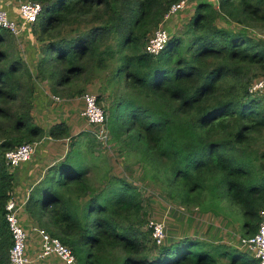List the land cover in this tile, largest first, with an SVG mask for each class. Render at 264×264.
I'll use <instances>...</instances> for the list:
<instances>
[{"label": "trees", "instance_id": "obj_1", "mask_svg": "<svg viewBox=\"0 0 264 264\" xmlns=\"http://www.w3.org/2000/svg\"><path fill=\"white\" fill-rule=\"evenodd\" d=\"M27 1L43 6L26 28L45 53L36 77L74 97L102 76L97 98L111 101V140L136 159L143 177L161 179L171 200L187 208L226 195L242 211V236L253 237L264 210V101L250 88L264 78V0L198 1L159 55L146 43L181 0ZM15 38L0 29V264H10L13 246L6 207L16 176L6 154L44 138L69 140V150L49 165L25 209L60 228V237L51 236L79 264H260L199 239L158 246L145 230L144 192L98 164L95 133L33 124L35 76L4 49Z\"/></svg>", "mask_w": 264, "mask_h": 264}, {"label": "rangeland", "instance_id": "obj_2", "mask_svg": "<svg viewBox=\"0 0 264 264\" xmlns=\"http://www.w3.org/2000/svg\"><path fill=\"white\" fill-rule=\"evenodd\" d=\"M25 1L27 0H0V3L6 4L14 9ZM198 1L200 0H190L189 7L181 12L180 15L178 14L179 16L177 15L168 22L166 28L169 33L174 31L183 32L185 26L194 15ZM25 30L26 29H24L18 37L15 36V41L7 44L4 49L7 52H10L14 57H20L24 61L27 59L30 66H32L33 63L34 66H38L39 60L45 56V53L42 50L43 45L41 42H37L36 37L31 34L30 30ZM257 32L259 33L262 31L259 30ZM257 32L255 31V34H257ZM33 74L37 76V69H34ZM102 81V76H99V80L83 87L82 95L70 97L65 91L55 94L52 90V85L51 83L49 84L48 80L43 81L36 77L38 88L46 92L47 95L46 104L42 110L45 114H43L44 112H39L34 104L33 111L35 114L32 111L33 124L42 127H45L46 125L48 127L45 128L48 129L50 128V125L65 123L69 126L72 136L79 135L86 131L94 134L97 132L98 128L91 125L88 120L82 116V111L84 110L82 97L85 94H92L98 97V95H100L99 87L102 85ZM262 93H264V90L260 92L261 100L264 101V94ZM53 96L60 98V101H56V97L53 99ZM103 98L104 99L101 101L100 105L105 110L111 101L110 99L105 98V96ZM105 128L109 134L113 135V123L110 125H108V123L105 124ZM99 140L93 151L95 152V158L101 157L103 159V161H98V164L100 166L103 165L104 169L111 167L112 176H121L144 192L145 230L149 229L151 221L164 222L167 231V238L165 244L161 248L165 246L169 247L185 238H193L218 245H228L241 252H245L241 243L244 238L242 236V226L245 219L240 207L234 204L226 195L223 196L221 194V198L217 197L216 199H211L210 195H208V197L203 198L201 204H193L188 208L184 207L185 205H181L180 202L171 200V197L166 193L165 188L161 186V179H156L155 181L151 180L150 177H155L154 175L144 178L141 170L142 166L138 165L134 157L128 158L126 153H123L112 142L111 136H109V141L106 145L100 143ZM37 143H39V149L44 148L51 156H53V159L51 160L54 161L59 158L56 156L57 153L59 156H62L60 155L62 153H67L70 141L64 140L54 142L51 140H41ZM88 157L91 160H94L92 155L89 154ZM42 169H44V167H42ZM92 171L93 175L95 171L94 168H92ZM38 174L40 173L38 172ZM27 192L28 189L26 187L19 185L18 187H14L13 195L17 199L24 195L22 202H25L30 195ZM209 200H212L214 204H210ZM24 206H21L20 213L17 214V219L27 235L28 246L25 250V257L27 258L28 263L26 264H64L60 259L55 257H46L44 260L40 259L43 254V238L40 234V230L44 229L50 235L60 237V228L53 225L46 214L38 212L36 215H31ZM161 248L157 247V249L154 250V254L157 255ZM231 260L232 258H230L229 261L231 262Z\"/></svg>", "mask_w": 264, "mask_h": 264}, {"label": "built area", "instance_id": "obj_3", "mask_svg": "<svg viewBox=\"0 0 264 264\" xmlns=\"http://www.w3.org/2000/svg\"><path fill=\"white\" fill-rule=\"evenodd\" d=\"M190 0H181L173 4L169 13L165 16L161 25L152 33L151 37L146 43V51L152 55H159L167 47L171 39V35L166 26L177 14L183 12L189 7ZM43 11V6L40 3L25 1L20 4L18 8V19L12 18L10 14L0 9V29L8 30L15 36H19L24 29L34 24ZM264 90V78L257 80L250 91L256 93ZM55 97H53L54 99ZM56 101L60 98L56 97ZM84 102V110L82 116L88 122L98 128L95 132L96 137L100 143L105 145L108 143L110 136L105 128L107 120V112L98 103V98L92 94H85L82 97ZM39 143L25 144L17 149L11 150L6 154V162L11 170L19 168L21 165L28 163L34 157ZM25 202L13 197L7 204L6 218L10 228V233L13 239V246L10 251V264H26L28 263L25 257V250L28 246L27 235L22 229V225L17 219V214L20 213L21 206L26 205ZM25 207V206H24ZM152 230V237L158 246L164 245L167 238V231L164 222L151 221L149 224ZM40 234L43 238V254L40 259L44 260L46 257H55L60 259L64 264H79L77 258L72 253L71 249L65 246L59 239L51 236L46 230L41 229ZM242 247L245 252L252 254L260 264H264V210L260 213V224L257 233L250 238H243Z\"/></svg>", "mask_w": 264, "mask_h": 264}, {"label": "crops", "instance_id": "obj_4", "mask_svg": "<svg viewBox=\"0 0 264 264\" xmlns=\"http://www.w3.org/2000/svg\"><path fill=\"white\" fill-rule=\"evenodd\" d=\"M18 8H19V6L17 8L12 9L8 5L0 3V9L7 11L12 18L19 16L18 15ZM25 62L28 63V65L31 69V72L34 73V69H36L35 68L36 66H34V63L32 66H30L29 62H27V59H25ZM46 95H47L46 92L39 89L37 84H36L34 104H35V108H38L39 112H41V113L44 112L42 110L44 109V105L46 104ZM33 113H34V111H33ZM43 114H45V112ZM51 126H53V125H50L49 127H51ZM40 127H42V126H40ZM45 127H48V126L45 125ZM45 127L43 126L42 128L46 129ZM43 140L44 141H46V140L50 141V139H46V138H44ZM60 155H63V153ZM56 156H58L59 158L61 157L58 155V153ZM51 159H53V156H51L50 153L47 152V150H45L44 148L39 149V150L37 149L34 157L32 158V160L29 163H25V164L21 165L19 168L14 170L15 176L17 173L15 186L18 187L19 185H22V186L26 187L28 189L27 193L30 194V192L36 186V184H38L41 181V179L45 176L46 170L48 169L49 165L54 164V162L59 160V159H56V160L52 161ZM43 165H45V166H43ZM42 167H44V169H42ZM38 172L41 174V176H40V174H38ZM23 197H24V195L19 197L18 200L22 201Z\"/></svg>", "mask_w": 264, "mask_h": 264}, {"label": "clouds", "instance_id": "obj_5", "mask_svg": "<svg viewBox=\"0 0 264 264\" xmlns=\"http://www.w3.org/2000/svg\"><path fill=\"white\" fill-rule=\"evenodd\" d=\"M33 73V72H32ZM34 75V74H33ZM35 76V75H34ZM35 87H36V76H35ZM47 94V93H46ZM53 97H56V96H53ZM52 97V98H53ZM38 150H39V147H38ZM150 228V227H149ZM165 244V243H164ZM163 246V245H162ZM161 247V246H160Z\"/></svg>", "mask_w": 264, "mask_h": 264}]
</instances>
